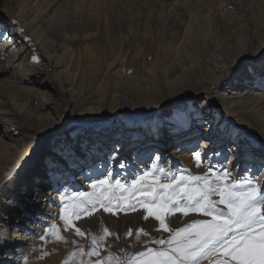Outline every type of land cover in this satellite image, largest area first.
Segmentation results:
<instances>
[{
  "label": "bare ground",
  "instance_id": "6f19581e",
  "mask_svg": "<svg viewBox=\"0 0 264 264\" xmlns=\"http://www.w3.org/2000/svg\"><path fill=\"white\" fill-rule=\"evenodd\" d=\"M0 13L13 18L0 15L12 37L0 42V230L13 235L12 263L57 211L61 190L87 188L104 170L135 177L150 154L165 169L188 168L195 145V171L227 159L215 164L233 176L260 168L264 186V0H0ZM89 31L105 51L69 46ZM128 39L142 47L119 66ZM240 59L256 72L230 73ZM101 75L116 80L98 83ZM135 137L132 156L118 154ZM38 139L48 142L41 173V159L28 160Z\"/></svg>",
  "mask_w": 264,
  "mask_h": 264
},
{
  "label": "snow or ice",
  "instance_id": "6c2138e0",
  "mask_svg": "<svg viewBox=\"0 0 264 264\" xmlns=\"http://www.w3.org/2000/svg\"><path fill=\"white\" fill-rule=\"evenodd\" d=\"M18 31L23 32L22 29ZM11 39L6 31L0 30V42ZM32 60L38 62L35 55ZM255 72L243 59L237 60L230 69V73L241 76ZM259 74L264 79V67ZM193 156L197 167L201 166V152L195 151ZM163 178L169 182L161 183ZM90 187L92 193L65 192L58 195L59 219L63 222L64 231L72 229L83 238L88 234L76 226V220L90 216L99 209L116 215L142 208L146 213L144 219L154 218L159 224L157 230L170 233L167 240L152 241L160 248H147L131 257L129 264H201L202 260H208L210 264H264V186L257 185L252 179L236 178L226 167L219 170L210 167L203 175L185 174L182 171L170 175L169 170L153 164L150 170L139 174L130 183L118 179L113 182L109 176L92 182ZM176 213L183 216L195 213L205 219L194 220L172 230L167 218ZM0 223L7 221L0 217ZM141 234L147 235L140 229L137 239ZM110 235L105 228L102 235L91 236L90 249L85 252L80 247L78 251H73L64 264L85 255L98 257L103 242ZM132 235L129 230L127 236ZM49 236L57 242L64 241L61 229L56 224H51L41 234V239ZM12 240V233L0 230V264H12L7 259ZM92 264L120 262L118 257L110 254Z\"/></svg>",
  "mask_w": 264,
  "mask_h": 264
},
{
  "label": "rangeland",
  "instance_id": "374dc122",
  "mask_svg": "<svg viewBox=\"0 0 264 264\" xmlns=\"http://www.w3.org/2000/svg\"><path fill=\"white\" fill-rule=\"evenodd\" d=\"M65 2H67V0H64ZM1 19H3L4 23H7L8 21H13V18L10 17H5L3 14H1ZM88 36H87V40L83 41V42H78V41H72V43H69V46L72 47L74 50L76 51H81V49H84L85 47L89 48L87 50H92L94 52H96V50H100V51H105V42L103 39V36H97V34L95 33V31H89L87 32ZM142 42H136L135 39H128L127 42L122 46L121 48V52H126L127 54L124 55L123 57H121V59H119V61L117 62L119 66L124 65L128 58L132 55L133 52H135V48L137 46H139V44L142 47ZM1 47H0V52H1ZM4 51H3V55H4ZM0 66H4L5 62L4 59L1 57L0 58ZM4 70L3 67L0 68V70ZM104 69V70H103ZM102 72L104 73L105 68H103ZM120 71L119 75L121 74H125L123 73L124 71H121V69H116L115 67L111 68V71ZM101 72V73H102ZM107 77V76H106ZM2 77H0L1 79ZM4 79H8V76L3 77ZM3 79V80H4ZM106 80V81H113L116 80V78H112L110 77V75L107 77V79H104V77L101 75L100 80L98 81V83L101 80ZM203 98L200 97L199 100H202ZM209 101H213L212 99H209ZM61 102L63 103V101L61 100ZM213 104V102H212ZM65 118L67 120H70V117L68 115L65 116ZM102 126H107L108 128V122H103L101 124ZM104 128V127H103ZM105 129V128H104ZM131 131H136L137 129L134 127H130ZM196 131V130H195ZM199 131H197L198 133ZM133 133V132H131ZM142 138H132L130 141L125 142L122 145V151H120L118 154H125L127 155L128 152H134L136 151L138 148V143H141ZM60 141V140H59ZM199 141L197 142L198 145ZM103 148L104 147H108L107 144H102ZM192 145V144H190ZM48 142L46 143L43 140H39L37 141L35 150L32 152V154L30 155V157L28 158V160L31 163L37 162L38 159H41L40 164H38V173H41L42 170H44L46 167V162L42 161V158H44L46 156V151H48ZM148 147V146H147ZM175 147L172 146L171 148ZM133 148V150H132ZM146 148V147H145ZM169 148V149H171ZM198 148L197 146L193 145L191 146V148L189 149L190 153H193L195 151H197ZM78 155V153H77ZM130 157L132 155L128 154ZM159 157H160V153H158ZM80 156V155H78ZM227 157H229V154H226ZM154 157L152 156V154L149 155L148 159L146 160L147 165H149L150 167L144 165L145 170L139 172L137 170V172H139V174H142L144 171L150 170L152 168V164H153V159ZM225 161H227V159L224 160H220L219 162H212L209 163L206 166H203V171H195V167L196 165H191L188 168H183L180 165H173L171 167V169H169V174L170 175H175L179 172H184L185 174H192V175H203L205 173L208 172L209 168L211 167L214 170H219L222 167H220L219 165H216L215 163H219L222 164ZM253 165H256L257 163H254V161L252 162ZM155 164L158 167H162L163 164H165L164 160L160 161V159L158 161H155ZM195 166V167H194ZM76 167V164L75 166ZM46 170V169H45ZM64 170V169H61ZM168 170V169H166ZM136 171V170H135ZM248 168H245L244 170L241 171L240 174H237L236 178H248V179H252L254 180V182L258 185V182L256 180V177L258 176V173L260 171V168H258L257 170H251L250 174L247 173ZM65 172H67V170L65 169ZM71 173V171L69 172V174ZM107 173L106 170H104L103 172L99 173L98 175H96L94 177V179H104L105 178V174ZM247 173L248 176L244 177L243 174ZM43 174V173H42ZM68 174V173H67ZM138 174V175H139ZM48 175V174H46ZM77 174L74 175V177ZM100 175V176H99ZM118 172L117 170L110 175L111 177V181H115L118 178ZM137 175V176H138ZM251 175V177H250ZM74 177L71 178V180H69L70 182L73 180L74 182ZM136 177V176H135ZM135 177H131L130 174H128L125 178V180L123 181L122 179H118L121 180L124 183H130ZM63 179V177L61 178ZM96 181V180H95ZM72 182V183H73ZM169 180L167 178H163L161 180V183H168ZM90 184V183H89ZM91 185V184H90ZM84 188V187H77L76 188H67V189H63L61 190V192H59L58 194L61 193H92V188L90 187ZM68 186V185H67ZM63 187L62 185L56 187V190ZM49 189V188H48ZM47 189V190H48ZM55 190H51V192H54ZM139 197H137L138 199ZM213 199H218L217 197H213ZM133 203H135V200L132 201ZM222 207V206H221ZM59 212H60V206L58 203V207H57V211H55V213H53V215L51 217H47L44 222L42 224H39L38 227L39 232L37 235H35V240L33 241V243L27 247L24 251V253L22 255H20L18 257V259L16 261H14V263L12 264H25V262H27V264H64L65 260L68 259V257L71 255V253L73 251H78L80 247H83L85 252H87L90 249V237L91 236H100L103 234V230L105 228H107L109 230V232L112 234L109 237H107L105 239V241L103 242V246L100 249V255L97 256H93V257H88L87 255L83 256V257H76L73 259V261H70V264H81V261H83V264H92V262H94L97 259H104L106 257H108L110 254L114 257H118L120 264H129V260L131 257L135 256L138 253L144 252L147 250V248H153V249H158L161 246L152 243L153 240H158V239H165L167 240L169 238L170 233L167 232H163L162 230H157L159 228V224L158 221H156L154 218H148V219H144V216L146 215L145 211L142 208H138L136 211H129L127 213L124 212H119L116 215H113L111 213H106L103 211V209H99L98 211H96L94 214L90 215V216H84L79 220L75 221V224L77 227H79L82 231L86 232L88 235L86 237H79L75 234L74 230L69 229L67 231H64V226H63V222L59 219ZM198 219H205V217L199 215V214H190L189 216H183L181 213H176L174 216L168 217L167 218V223L169 224L170 229L175 230L178 228H181L189 223H191L194 220H198ZM32 221L28 224H31ZM51 224H56L60 229H61V234L64 237V241L61 242H57L55 241L51 236L47 237L46 239H41V234L45 232V230L51 225ZM25 228L28 229L27 226H25ZM143 229V231L145 233H147V235H143L141 234L139 236V239H137V232L138 230ZM131 230L133 235L131 237L127 236V232ZM9 255V254H8ZM17 258V256H16ZM201 264H210V261L208 260H202Z\"/></svg>",
  "mask_w": 264,
  "mask_h": 264
}]
</instances>
